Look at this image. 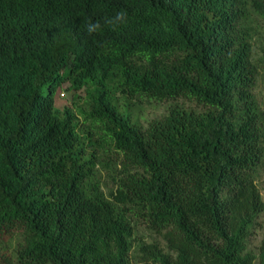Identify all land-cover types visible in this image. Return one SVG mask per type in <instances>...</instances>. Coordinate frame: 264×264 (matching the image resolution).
<instances>
[{
	"label": "trees",
	"instance_id": "1",
	"mask_svg": "<svg viewBox=\"0 0 264 264\" xmlns=\"http://www.w3.org/2000/svg\"><path fill=\"white\" fill-rule=\"evenodd\" d=\"M263 79L264 0H0V261L264 264Z\"/></svg>",
	"mask_w": 264,
	"mask_h": 264
},
{
	"label": "rangeland",
	"instance_id": "2",
	"mask_svg": "<svg viewBox=\"0 0 264 264\" xmlns=\"http://www.w3.org/2000/svg\"><path fill=\"white\" fill-rule=\"evenodd\" d=\"M67 87H68V85H65L63 90L59 93V96H58V106L61 108L64 106H67V105H72V103H73L72 94L67 91ZM63 92L66 93V95H63L62 94ZM256 93H257L259 105H260L261 109L264 111V79L260 81V84L257 88ZM78 105L83 106V102H78ZM168 107H169L168 104H163V105L145 104V105H143V110H144L143 113L145 115V119L150 121V120H153L155 118L161 117L166 112ZM114 156H115L114 159H116V161H115V163H113V165L111 167L114 166V168H115V165L118 164L119 159H117L116 155H114ZM102 173H103L104 180L107 183L112 184V180L107 175L108 172L103 171ZM258 187H259L261 194L264 198V168H263V171L261 172V177L258 180ZM105 190L107 191V189H105ZM263 238H264V214L262 215V217L259 220L258 229H256V231L253 233V235L250 239L249 247L252 250H254L255 252H257L258 247L260 246V243H261ZM136 240L137 241H135V244L138 243V241H140V242L145 241L146 243H150V244L157 243V244H159V246L161 248L166 245L163 237L156 232L150 231L146 224L139 226L137 234H136ZM134 262H135L134 264H161L159 262L147 261V259H146V257H144V255H140L139 257H137V260ZM0 264H5V263L1 260Z\"/></svg>",
	"mask_w": 264,
	"mask_h": 264
}]
</instances>
